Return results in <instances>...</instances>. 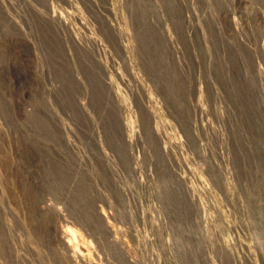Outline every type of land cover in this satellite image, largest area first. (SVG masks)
Returning a JSON list of instances; mask_svg holds the SVG:
<instances>
[{"label":"rangeland","instance_id":"374dc122","mask_svg":"<svg viewBox=\"0 0 264 264\" xmlns=\"http://www.w3.org/2000/svg\"><path fill=\"white\" fill-rule=\"evenodd\" d=\"M0 264H264V0H0Z\"/></svg>","mask_w":264,"mask_h":264}]
</instances>
